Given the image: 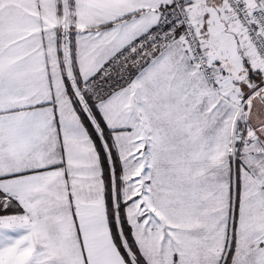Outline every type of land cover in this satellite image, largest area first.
<instances>
[{
  "label": "snow or ice",
  "instance_id": "1",
  "mask_svg": "<svg viewBox=\"0 0 264 264\" xmlns=\"http://www.w3.org/2000/svg\"><path fill=\"white\" fill-rule=\"evenodd\" d=\"M0 264H264V0H0Z\"/></svg>",
  "mask_w": 264,
  "mask_h": 264
}]
</instances>
